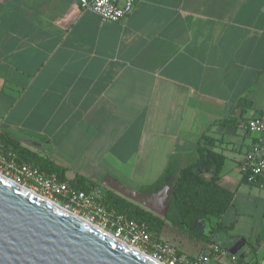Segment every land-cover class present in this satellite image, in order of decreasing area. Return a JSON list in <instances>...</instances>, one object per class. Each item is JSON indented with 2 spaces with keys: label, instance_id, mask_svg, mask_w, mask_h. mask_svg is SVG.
Segmentation results:
<instances>
[{
  "label": "crops",
  "instance_id": "1",
  "mask_svg": "<svg viewBox=\"0 0 264 264\" xmlns=\"http://www.w3.org/2000/svg\"><path fill=\"white\" fill-rule=\"evenodd\" d=\"M257 115L264 0H135L121 22L79 0H0V132L165 223L170 188L205 134L224 156L218 182L235 191L232 215L264 225V188L238 170L255 137L245 121ZM245 244L218 245L226 255L213 259L238 263ZM253 246V264H264V235ZM243 252L242 264L252 258Z\"/></svg>",
  "mask_w": 264,
  "mask_h": 264
},
{
  "label": "built area",
  "instance_id": "2",
  "mask_svg": "<svg viewBox=\"0 0 264 264\" xmlns=\"http://www.w3.org/2000/svg\"><path fill=\"white\" fill-rule=\"evenodd\" d=\"M135 0H79L81 8L96 13L103 22H121L133 10ZM245 128L254 141L241 160L238 170L246 182L264 188V115L252 116ZM0 176L76 215L117 241L141 251L162 264H207L210 255L225 256L214 243L189 259L167 242L156 239L145 223L127 218L102 201V189L84 192L61 181L55 174H45L37 167L19 161L16 154L0 143Z\"/></svg>",
  "mask_w": 264,
  "mask_h": 264
},
{
  "label": "water",
  "instance_id": "3",
  "mask_svg": "<svg viewBox=\"0 0 264 264\" xmlns=\"http://www.w3.org/2000/svg\"><path fill=\"white\" fill-rule=\"evenodd\" d=\"M0 264H160L0 176Z\"/></svg>",
  "mask_w": 264,
  "mask_h": 264
},
{
  "label": "trees",
  "instance_id": "4",
  "mask_svg": "<svg viewBox=\"0 0 264 264\" xmlns=\"http://www.w3.org/2000/svg\"><path fill=\"white\" fill-rule=\"evenodd\" d=\"M238 105H250V101L242 98ZM261 116V115H259ZM0 143L16 154L19 161L37 167L45 174H55L59 180L67 181L73 188L84 192H91L97 188L96 183L76 174L72 179L65 176L66 167L54 160L39 155L37 152L23 147L18 138L6 132H0ZM210 140L202 134L196 146L197 157L195 161L182 167L178 173L176 182L170 188V204L175 207L181 225L189 230L195 222L203 219L214 218L217 220L216 228H221V217L232 205L235 191H230L219 184V171L224 162V156L209 149ZM212 170L210 176L201 174V171ZM242 181L247 183L245 178ZM160 183V179L148 186ZM147 186V187H148ZM101 201L110 209L125 215L127 218L145 223L156 239H160V233L164 226V219L153 214L139 205L126 200L110 190L102 189ZM254 261L255 247L249 245ZM180 254V251H178ZM192 259L191 256H188Z\"/></svg>",
  "mask_w": 264,
  "mask_h": 264
},
{
  "label": "rangeland",
  "instance_id": "5",
  "mask_svg": "<svg viewBox=\"0 0 264 264\" xmlns=\"http://www.w3.org/2000/svg\"><path fill=\"white\" fill-rule=\"evenodd\" d=\"M167 209L169 210L167 222L163 226L159 238L178 248L183 257H192L195 253L199 254L204 251L206 245L203 246L202 243L209 238L227 250H230L235 242H247L243 249L238 250L236 253V256L239 258L236 259L238 263L231 262L229 257H222L217 262L213 259V254L209 256V264H242V259L246 258L245 252L243 251L247 249L248 245H253L255 239L264 235V225L261 218L253 216L252 222H248L245 217L237 216L235 218L232 215L233 211L231 207L228 208L220 219L221 228H216L217 220L211 218L195 222L189 230L181 225L175 207L169 203ZM244 264H251V262L248 261Z\"/></svg>",
  "mask_w": 264,
  "mask_h": 264
},
{
  "label": "bare ground",
  "instance_id": "6",
  "mask_svg": "<svg viewBox=\"0 0 264 264\" xmlns=\"http://www.w3.org/2000/svg\"><path fill=\"white\" fill-rule=\"evenodd\" d=\"M35 194V193H34ZM130 247V246H129ZM132 248V247H131ZM136 250V249H135ZM138 251V250H137ZM139 253H142L141 251H138ZM142 254H144V253H142ZM145 255V254H144ZM147 256V255H146ZM149 257V256H148ZM153 260V259H152ZM155 261V260H154ZM162 264V263H161Z\"/></svg>",
  "mask_w": 264,
  "mask_h": 264
}]
</instances>
